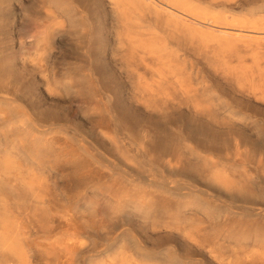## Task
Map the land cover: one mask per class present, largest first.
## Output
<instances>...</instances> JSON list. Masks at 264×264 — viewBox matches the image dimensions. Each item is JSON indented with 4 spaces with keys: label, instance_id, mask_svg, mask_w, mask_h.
Here are the masks:
<instances>
[{
    "label": "rangeland",
    "instance_id": "374dc122",
    "mask_svg": "<svg viewBox=\"0 0 264 264\" xmlns=\"http://www.w3.org/2000/svg\"><path fill=\"white\" fill-rule=\"evenodd\" d=\"M0 185L27 264H264V0H0Z\"/></svg>",
    "mask_w": 264,
    "mask_h": 264
},
{
    "label": "bare ground",
    "instance_id": "6f19581e",
    "mask_svg": "<svg viewBox=\"0 0 264 264\" xmlns=\"http://www.w3.org/2000/svg\"><path fill=\"white\" fill-rule=\"evenodd\" d=\"M148 1H152V0H148ZM156 6L161 10H163L164 12H167L169 15L183 22L199 25L203 28L211 27V26H207V24L205 23L198 22L197 20L172 8L171 6L164 5L162 3H159L158 5L156 4ZM6 188L8 187L5 185H0V192L7 190ZM0 254L6 256L4 260L0 262V264H27L28 262L26 259L27 257L22 251V245H19L17 242H15V238L9 236H4L0 239Z\"/></svg>",
    "mask_w": 264,
    "mask_h": 264
}]
</instances>
